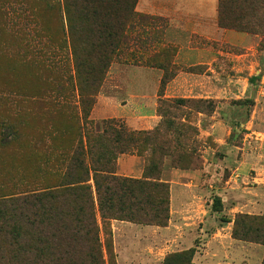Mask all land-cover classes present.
Masks as SVG:
<instances>
[{
	"label": "rangeland",
	"instance_id": "obj_1",
	"mask_svg": "<svg viewBox=\"0 0 264 264\" xmlns=\"http://www.w3.org/2000/svg\"><path fill=\"white\" fill-rule=\"evenodd\" d=\"M1 1L11 2L7 9L20 25L16 14L28 12L27 1ZM220 1L139 0L138 14L163 22L134 28L128 52L137 63H113L94 96L89 131L100 135L111 122L148 137L117 155L115 176L165 186L170 202L165 227L104 221L91 172L103 264H164L190 249L196 251L192 264H264V226L258 230L253 223L264 221V0H249L256 5L235 14L246 26L243 32L219 27ZM151 6L160 14L148 12ZM214 24L221 31L211 37ZM3 28L0 20V124L17 135L12 145L0 147V197L15 198L49 187L50 175L33 149L34 113L11 103L41 88V79L35 64L24 61L19 40ZM164 47L177 53L157 66L144 64ZM187 48L203 50L202 62H178ZM173 82L176 93L168 95ZM79 99L75 90L73 104L81 116ZM177 189L186 196L176 208L172 194H183ZM104 222L112 232L109 249ZM236 230L242 237L234 236ZM16 243L0 231V264H40L35 251L22 256Z\"/></svg>",
	"mask_w": 264,
	"mask_h": 264
},
{
	"label": "trees",
	"instance_id": "obj_2",
	"mask_svg": "<svg viewBox=\"0 0 264 264\" xmlns=\"http://www.w3.org/2000/svg\"><path fill=\"white\" fill-rule=\"evenodd\" d=\"M26 1L28 12L16 14L20 25L7 9L11 2H0V20L3 31L10 32V39L19 40L25 49L24 61L35 64L41 79V88L21 94L11 103L34 113L33 149L40 157V168L50 175V184L15 198L12 194L2 195L0 231L15 238L22 256L35 251L40 264H103L100 230L88 185L91 172L104 221L165 227L170 220L165 186L115 176L117 155L131 152L139 142L146 143L148 137L111 122L104 124L100 135L87 127L94 96L111 65L127 63L128 58L137 63L134 52H128L134 28L149 20H163L138 14L139 0ZM255 5L256 1L221 0L219 27L246 31L237 16H242L244 8ZM176 53L174 48H161L144 64L157 66ZM75 90L79 92L81 116L73 104ZM16 135L10 126L0 124V147L12 145ZM213 207L219 211L221 200L216 199ZM253 223L258 230L264 226L262 220L255 219ZM104 230L109 249L112 232L105 222ZM242 235L234 231L235 237ZM195 253L190 249L173 254L164 264H192Z\"/></svg>",
	"mask_w": 264,
	"mask_h": 264
},
{
	"label": "crops",
	"instance_id": "obj_3",
	"mask_svg": "<svg viewBox=\"0 0 264 264\" xmlns=\"http://www.w3.org/2000/svg\"><path fill=\"white\" fill-rule=\"evenodd\" d=\"M155 12V11H157V13H159L160 14V12H158L159 10L158 9H154V7H149V9H148V12ZM213 16L215 15V11H214V14H212ZM215 24H214V27L212 26L211 28H210V34H209V36H211V37H214V34L215 33H218L217 31H219V33H220V29H218V28H215ZM208 31V32H209ZM207 36H208V34H206ZM206 52V51H205ZM186 55H187V57H186ZM204 57V52H203V50H201V49H189V48H187V51H186V49H182V53H180L179 55H178V62H182L183 64H188V65H192V64H195V61H198V62H202L201 61V59ZM212 65V64H211ZM176 81H178V80H176ZM176 82H173L172 84H171V86L169 87V89H168V95H173L172 94V92L174 93H176V91H175V87H176V84H175ZM170 93V94H169ZM179 192H182L183 194H172V205L173 206H175L176 208L178 207V206H180L181 204H183V202H184V200H185V196H186V194H185V192H183L182 190H180V189H177Z\"/></svg>",
	"mask_w": 264,
	"mask_h": 264
}]
</instances>
